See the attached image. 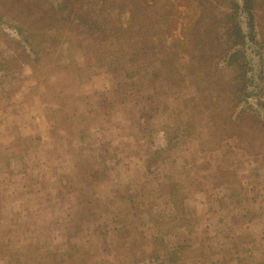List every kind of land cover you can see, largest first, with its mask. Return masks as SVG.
Listing matches in <instances>:
<instances>
[{
    "label": "rangeland",
    "instance_id": "374dc122",
    "mask_svg": "<svg viewBox=\"0 0 264 264\" xmlns=\"http://www.w3.org/2000/svg\"><path fill=\"white\" fill-rule=\"evenodd\" d=\"M83 3L0 0V264H264V0L253 100L220 48L208 74L162 85L156 61L76 27Z\"/></svg>",
    "mask_w": 264,
    "mask_h": 264
},
{
    "label": "trees",
    "instance_id": "16d2710c",
    "mask_svg": "<svg viewBox=\"0 0 264 264\" xmlns=\"http://www.w3.org/2000/svg\"><path fill=\"white\" fill-rule=\"evenodd\" d=\"M219 1L226 7L224 19L216 18L212 12L213 4L218 0H83L84 8H90L91 14L79 10L76 27L96 34L97 42L99 40L105 50L108 46L117 49L119 45L128 44L126 55H132L127 62L142 63L146 58L156 61L157 68L151 71V75L164 70V75L155 78L166 86L184 82L181 69L208 74L209 70L201 68L204 65L209 67L210 62L215 61L216 51L220 48L223 59L219 63L215 61L216 69L222 62L231 68L239 98L253 100L259 91L249 54L251 45L258 42L254 0H242L241 4L237 0ZM241 14L246 17L247 30L243 28ZM57 17L59 21H65L66 15ZM20 34L24 37L27 57L30 58L32 53L35 56L33 62L39 63L42 41L33 32ZM141 71L149 73L144 67ZM200 118L186 121L178 130L182 140L190 137L187 129L196 122L200 123ZM177 122L176 125L180 123ZM134 218L129 212L130 224L126 228L135 229L138 220ZM118 244L119 240L111 243L112 246ZM152 248L155 252L154 244ZM167 255L174 260L175 254Z\"/></svg>",
    "mask_w": 264,
    "mask_h": 264
}]
</instances>
